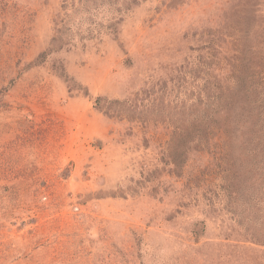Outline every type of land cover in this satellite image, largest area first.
Here are the masks:
<instances>
[{
	"label": "rangeland",
	"instance_id": "rangeland-1",
	"mask_svg": "<svg viewBox=\"0 0 264 264\" xmlns=\"http://www.w3.org/2000/svg\"><path fill=\"white\" fill-rule=\"evenodd\" d=\"M0 264H264V0H0Z\"/></svg>",
	"mask_w": 264,
	"mask_h": 264
}]
</instances>
